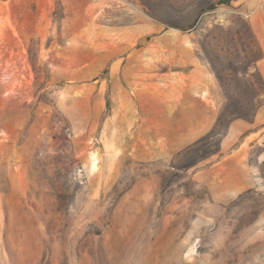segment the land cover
<instances>
[{
  "label": "rangeland",
  "instance_id": "374dc122",
  "mask_svg": "<svg viewBox=\"0 0 264 264\" xmlns=\"http://www.w3.org/2000/svg\"><path fill=\"white\" fill-rule=\"evenodd\" d=\"M239 9L0 0V264H264V144L243 148L257 184L226 195L210 171L229 123L264 101ZM163 45L194 51L225 97L213 129L173 154L144 146L124 94L129 52Z\"/></svg>",
  "mask_w": 264,
  "mask_h": 264
},
{
  "label": "crops",
  "instance_id": "0c3cea01",
  "mask_svg": "<svg viewBox=\"0 0 264 264\" xmlns=\"http://www.w3.org/2000/svg\"><path fill=\"white\" fill-rule=\"evenodd\" d=\"M228 1L239 6L240 13L247 17L250 31L262 51L255 69L264 89V0ZM182 37L162 33L155 37V42L175 43ZM149 58L155 61H138ZM123 65V82L127 88L124 94H129L141 114L139 124L146 132V140L143 136L141 142L155 149L150 153L173 154L213 129L225 97L211 68L194 51L164 45L154 54L135 50L129 52ZM241 137L243 143L233 150ZM252 143L264 144V101L258 105L252 121L235 119L227 126L220 141L222 156L210 170L220 168V182H215L213 187L233 195L257 184L249 176L248 168L241 166L247 163V151L243 148L252 147L249 145ZM204 175H208L207 171Z\"/></svg>",
  "mask_w": 264,
  "mask_h": 264
},
{
  "label": "water",
  "instance_id": "95a60500",
  "mask_svg": "<svg viewBox=\"0 0 264 264\" xmlns=\"http://www.w3.org/2000/svg\"><path fill=\"white\" fill-rule=\"evenodd\" d=\"M223 3H225V1H223V2H221V3H219V4H223Z\"/></svg>",
  "mask_w": 264,
  "mask_h": 264
}]
</instances>
